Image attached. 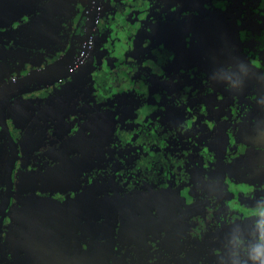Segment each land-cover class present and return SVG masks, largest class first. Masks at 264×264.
Wrapping results in <instances>:
<instances>
[{
	"label": "flooded vegetation",
	"instance_id": "obj_1",
	"mask_svg": "<svg viewBox=\"0 0 264 264\" xmlns=\"http://www.w3.org/2000/svg\"><path fill=\"white\" fill-rule=\"evenodd\" d=\"M69 7L73 22L66 26L68 43L63 49L57 45L50 50L36 48L43 54L38 63L9 59L12 68L21 65L20 69L7 74L3 68L0 72V105L6 104V122L18 145L10 195L7 166L12 143L0 126V155L3 147L8 150V156L0 158V264H22L33 258L26 255L28 246L50 242L42 238L49 235L48 228L32 224L21 234L10 225L14 210L22 208L19 175L31 166H22L25 157L20 136L25 130L13 125L9 109L17 98H23L24 103L42 101V95L82 68L90 87L88 101L92 102L85 107V119L91 107L101 113L108 111L113 125L104 148L98 149L95 167L83 166L80 190L92 187V193L100 197V184L104 183L108 195H119L125 201L133 189L144 184L178 189L175 198L186 207L199 204L182 229L190 235V242L203 248L208 242L217 244L214 248H227L216 240L229 237L234 225L237 231H249L236 237L237 247H229L232 255H239L244 245L253 249L264 246V91L257 85L255 88L253 82L243 83L246 74L236 73L222 51V44L234 41L243 67L250 68L257 77L254 79L264 83V0H75ZM30 17L32 13L23 15L22 21ZM156 22L163 28L160 36L171 34L160 42L152 34ZM22 39L31 47L30 36ZM174 39L181 41L179 47L184 52H178ZM5 43L0 42V46ZM21 47L25 48L21 50L24 55L33 53ZM7 48L6 44L5 63ZM30 71L35 72L29 82L21 81L3 91L11 79L20 80ZM8 96L9 100L1 103ZM112 102L114 106L109 108L107 104ZM33 105L37 107L36 102ZM26 107L24 119L31 112ZM64 119L62 123H70L73 129L84 122H76L71 115ZM53 132L43 139L54 138V142L46 141L39 150L28 149L39 152L56 148L67 139ZM39 192L44 199L58 198L66 203L74 196L69 190ZM17 236L21 238L18 243ZM103 240L82 237L74 255L79 253L78 247L93 250ZM162 242L167 240H157L149 254ZM51 243L57 259L71 256L65 253L67 247L60 235H53ZM39 249L35 247L37 260L47 254H39ZM206 254L209 259V251ZM163 255L149 264H177L180 260L170 252Z\"/></svg>",
	"mask_w": 264,
	"mask_h": 264
},
{
	"label": "rangeland",
	"instance_id": "obj_2",
	"mask_svg": "<svg viewBox=\"0 0 264 264\" xmlns=\"http://www.w3.org/2000/svg\"><path fill=\"white\" fill-rule=\"evenodd\" d=\"M72 1L75 0H0V42H6L0 46L1 60L6 53V44L9 50L6 63L3 60V65L0 66V72L3 68L7 70V74L20 69L21 65L12 68L9 59L10 62H15L19 58L20 62L29 60L30 63H38L43 54L36 51V48L50 50L53 45H57L63 49L68 43L69 31L66 26L70 27L73 22L72 14L67 11ZM30 13L32 17L22 21L23 15ZM156 23L152 28V34L154 33L156 40L160 42L164 36L168 37L171 34L165 32L160 36L163 28L160 23ZM13 26L15 27L13 30L6 32ZM22 36L31 37V47L26 46L28 42L23 40ZM180 42L175 40L178 47ZM222 45V51L229 59L227 62H232L235 72L246 74L245 79L243 76V83L253 82L254 86L257 85L264 91V83L254 79L257 77L252 74L250 68L243 67L242 61L238 58L236 43L228 41ZM21 46H25L33 53L24 55L21 50L25 48ZM31 48L35 50H30ZM181 51L184 52V49L181 50L179 47L178 52ZM84 76L86 77V71L83 68L76 70L63 84L53 87L45 96L42 95V101L24 103L23 98H17L9 109V115L14 117L13 125L17 129L25 130L23 131L25 135L20 136L22 155L25 157L22 166L26 167V164L31 166L30 169L23 170L21 176L19 175L18 198L21 200L22 208L20 211L14 210L10 225L12 230L14 228L21 230V234H24V228L32 224L38 228H48L49 235L44 234L42 238L50 240L49 243L34 242L32 246H28L26 255L31 254L33 258L22 264H149L151 259L158 261L166 252H170L173 258L174 256L180 258L177 264H195L196 261L198 264H264V246L253 249L252 245H244L239 249L241 251L239 255L231 254L229 247H237L236 237L246 234L249 231L247 228L237 231L236 226L234 228V225H231L232 234L229 237L217 238V243L229 246L227 248H214L217 244L212 246L210 242L203 248L195 242H190V235L184 234L182 229L189 224L187 218L199 204L193 202L190 208L186 207L181 199L175 198L178 189L156 188L151 184H144L133 189L131 196L125 201L119 195H108L107 189L103 188L104 183L100 184L102 187L100 197L97 193H92V187L85 186L80 190L78 185L82 180L83 166L88 169L95 167L98 149L104 148L113 125L110 122L113 116L108 111L101 113L102 111H94L91 107L88 108L89 116L85 119L87 115L85 107L92 102L88 101L90 87ZM35 102L37 107L33 105ZM41 103L42 106H39ZM25 106L31 109L30 117L26 119L23 118ZM107 106L113 108V102ZM67 115H71L76 122L81 123L82 120L84 122L77 129H73L70 123H62L63 120H67L64 119ZM51 130L56 137L67 139L56 148L39 152L29 150L34 147L39 150L46 141L54 142V138L43 139ZM1 154L0 158L3 156V160L8 156L6 147H3ZM0 173L2 174L3 170ZM47 189L60 193L69 190L74 193L73 200L66 203L58 198L44 199L46 197L39 191ZM88 191L97 197L89 196L86 193ZM172 196L174 200L170 201ZM187 208L188 213H185ZM64 211L67 217L65 214V217L63 216ZM36 219L40 223L36 224ZM53 235L62 237V245L67 247L65 253L71 256L74 255V248L82 237L104 240L102 244L97 243L93 250L78 247L79 253L61 260L52 255ZM163 237L167 242H162L161 246L155 245L156 249L149 254L152 245L157 240L162 241ZM20 239L17 236L16 243ZM256 245L258 247L260 242H256ZM37 246L40 247L39 254L47 252L46 256H40L43 258L41 260H37L39 258L35 251ZM206 251H209V259ZM186 253L191 254L182 258ZM214 254L218 256L212 257ZM52 259L57 260L51 261Z\"/></svg>",
	"mask_w": 264,
	"mask_h": 264
},
{
	"label": "water",
	"instance_id": "obj_3",
	"mask_svg": "<svg viewBox=\"0 0 264 264\" xmlns=\"http://www.w3.org/2000/svg\"><path fill=\"white\" fill-rule=\"evenodd\" d=\"M27 15L30 16V14H27ZM9 31H11V29H7L6 30V32H9ZM32 72L34 73L35 71H30L27 75L23 76V78L20 79V80H18V77L14 78V79H11L8 82V86L4 87L5 89L3 91L7 90V88L13 87L14 85H16L17 83H19L21 81H23V83L29 82L30 79H31ZM10 92H13V91H10ZM8 100H9V96L5 97L3 100H1V103L3 101H8ZM6 120H7V117H6V104L4 102L2 104V106L0 105V126H1L2 132H4V134H6V136L8 137L10 142L12 143V154L10 156V159H9V162H8V166H7V176H8V182H9L8 183V188H9L8 189V194L12 195L13 194V192H12V186H13L12 175H13L15 162H16V160L18 158V145H17V143L15 142V140L12 137L11 131H10L8 125H7Z\"/></svg>",
	"mask_w": 264,
	"mask_h": 264
}]
</instances>
